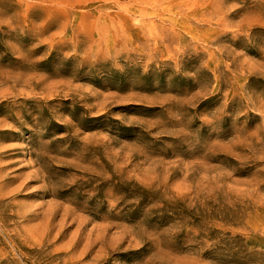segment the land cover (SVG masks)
<instances>
[{
	"label": "rangeland",
	"instance_id": "rangeland-1",
	"mask_svg": "<svg viewBox=\"0 0 264 264\" xmlns=\"http://www.w3.org/2000/svg\"><path fill=\"white\" fill-rule=\"evenodd\" d=\"M0 264H264V0H0Z\"/></svg>",
	"mask_w": 264,
	"mask_h": 264
}]
</instances>
